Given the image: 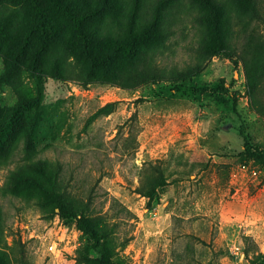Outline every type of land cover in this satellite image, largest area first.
<instances>
[{"label": "rangeland", "instance_id": "obj_1", "mask_svg": "<svg viewBox=\"0 0 264 264\" xmlns=\"http://www.w3.org/2000/svg\"><path fill=\"white\" fill-rule=\"evenodd\" d=\"M69 1L75 10L86 11L85 0ZM7 10L0 6L8 17L1 20L0 111L22 107L10 139L14 155L0 166V187L28 145L37 159L64 166L62 179L75 196H91L97 219L129 242L119 254L127 264H264V174L252 178L238 170L241 132L264 151V113L251 105L237 55L232 61L212 58L192 80L130 90L85 85L74 74L75 60L65 58L64 45L41 29H34L23 49L36 19L31 8ZM51 15L61 39L73 47L77 37L66 18ZM90 20L88 29L98 27V20ZM194 20L192 15L174 25V36L157 60L164 70H185L197 62L200 27ZM231 23L238 54L247 34L264 40V23L237 18ZM33 76L40 78L39 93ZM258 96L264 109V80ZM108 105L112 113L94 117ZM157 161L168 185L158 191L151 211L148 198L136 190L147 180L142 173L147 163ZM21 193L5 196L0 190L5 227L0 249L11 264H18L19 243L30 264L96 258L97 250L75 223L66 224L38 205L42 199L36 189L24 184ZM114 200L119 206L113 209ZM244 237L257 248L245 245ZM51 245H57L54 254Z\"/></svg>", "mask_w": 264, "mask_h": 264}, {"label": "trees", "instance_id": "obj_2", "mask_svg": "<svg viewBox=\"0 0 264 264\" xmlns=\"http://www.w3.org/2000/svg\"><path fill=\"white\" fill-rule=\"evenodd\" d=\"M85 1L87 8L84 13L75 10L69 0H0V6H4V11L7 7V11L13 10L15 6L20 11L31 8L36 19L24 37L23 49L28 48L26 46L32 40L34 29H41L50 39L64 45L65 58L70 56L75 60L77 68H74V74L85 85L116 84L122 89L130 90L156 82L192 80L203 71L212 58L221 57L232 61L231 55L235 54L243 65L251 105L258 113H264L258 96L264 80V40L255 33L252 37L250 33L247 34L245 44L238 54L236 45L232 43L236 34L231 23L233 18L249 25L264 23V0ZM184 1H188V5H184ZM52 13L61 14L70 24L73 34L77 37V43L73 47L57 33V22ZM192 15L200 27L197 62L185 70H164L157 60H160L159 57L166 50L165 44L174 36V25ZM4 17L5 15L0 13V34L1 20ZM90 19L98 20V27L88 29L92 21ZM43 51L41 48L39 55ZM33 80L35 91L39 93L40 78L33 76ZM111 106L100 109L94 117L112 113L113 110H108ZM20 107L22 106L17 105L4 113L0 111V166L8 165L14 155L10 139L15 131V119L21 113ZM135 118L134 114L131 119ZM240 135L244 140V149L238 155L241 161L239 165L255 167L264 173V151L253 147L242 132ZM36 156L31 153L28 145L24 146L23 158L15 169L10 171L5 184L0 187L2 193L5 196L23 197L21 188L26 184L38 191L42 199L38 205L45 212L51 216H59L66 224L75 223L97 250L96 258L81 256L79 264H127L119 254L129 242L120 241L113 234L108 222L102 224V221L97 219L91 196L88 200L75 196L62 179L64 166L60 162L37 159ZM142 173L148 174L147 180L136 191L148 198L149 210L152 211V203L158 191L168 185V179L159 161L154 164L147 163ZM112 205L114 209L119 203L114 200ZM124 212L128 213L125 209ZM2 216L0 206V243L5 231ZM116 218L119 217L114 215L113 219ZM243 239L245 245L252 243L250 237ZM252 246L257 248L253 243ZM17 250L20 254L18 264H30L23 257L25 253L21 243L18 244ZM249 253L250 247L245 250L246 256H249ZM0 264H11L2 249Z\"/></svg>", "mask_w": 264, "mask_h": 264}, {"label": "built area", "instance_id": "obj_3", "mask_svg": "<svg viewBox=\"0 0 264 264\" xmlns=\"http://www.w3.org/2000/svg\"><path fill=\"white\" fill-rule=\"evenodd\" d=\"M238 170L247 173L252 178H254V177L257 178L259 175L264 174L263 171H261L260 169L255 168V167H250V166H242V165H239L238 166ZM48 250L52 254L56 253L57 250H58L57 249V245H51V246H49L48 247Z\"/></svg>", "mask_w": 264, "mask_h": 264}]
</instances>
